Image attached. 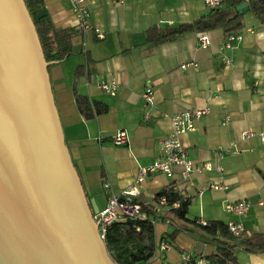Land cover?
Returning a JSON list of instances; mask_svg holds the SVG:
<instances>
[{"label": "crops", "instance_id": "obj_1", "mask_svg": "<svg viewBox=\"0 0 264 264\" xmlns=\"http://www.w3.org/2000/svg\"><path fill=\"white\" fill-rule=\"evenodd\" d=\"M43 3V13L56 28L73 30L72 53L52 64L49 76L65 144L98 209L107 203L103 180L119 193L132 183L139 167L158 158L160 140L171 131L172 115L208 108L195 121V129L181 134L179 140L188 159L210 163L211 169L194 171L187 181L181 180L179 167L173 177L151 174L135 197L151 217L155 195L171 182L191 199L185 220L176 219L167 209L154 216L155 223L165 226L163 235L155 232L149 263L174 262L181 252L209 257L217 253L218 245H229L235 263L264 264V248L248 250L244 243L264 245V141L257 136L242 138L244 131L264 130V21L245 11L241 40L221 52L225 39L221 28L205 31L210 39L205 47L199 44L198 31L159 45L147 38L152 26L164 29L207 14L204 0H88L91 28L83 31L75 28L68 0ZM223 55L231 59L228 66ZM190 62L195 66L181 69ZM112 80L118 85L114 96L98 86L100 81ZM146 87L154 94L148 118L141 97ZM75 93L105 105L107 111L86 120L77 108ZM226 115L229 119L224 122ZM119 130L126 131L127 142L116 145L112 137ZM237 201L249 203L245 214L225 211L227 202ZM202 220L240 221L245 233L233 239L209 235L199 226ZM169 222L174 226L171 231H176L172 241L164 235ZM161 242H169L170 248L161 251Z\"/></svg>", "mask_w": 264, "mask_h": 264}, {"label": "water", "instance_id": "obj_2", "mask_svg": "<svg viewBox=\"0 0 264 264\" xmlns=\"http://www.w3.org/2000/svg\"><path fill=\"white\" fill-rule=\"evenodd\" d=\"M55 63L24 0H0V264H116L65 144L49 76Z\"/></svg>", "mask_w": 264, "mask_h": 264}, {"label": "trees", "instance_id": "obj_3", "mask_svg": "<svg viewBox=\"0 0 264 264\" xmlns=\"http://www.w3.org/2000/svg\"><path fill=\"white\" fill-rule=\"evenodd\" d=\"M245 0H220V2L209 8L207 14L198 20L182 23L176 26L161 29L152 26L147 30V38L154 45H159L173 40L188 31L205 32L210 28H221L226 35L240 33L243 27V15L245 11H250L259 20L264 21V0H248L247 6L241 12L236 10V6ZM25 5L35 24L43 53L47 61L60 62L72 53L73 30L58 29L45 17L39 15L43 12V0H24ZM217 18L210 27H203L202 22L207 19ZM51 66V65H50ZM81 68V66H79ZM75 102L81 115L86 119H91L96 115L107 111L105 105H100L96 101L90 100L87 96L75 93ZM175 188V189H174ZM164 196L167 200L168 211L176 218L185 220L191 199L185 197L175 187L174 183H169L166 187L157 192L154 201ZM177 202L176 207L172 204ZM146 212V210L144 209ZM148 215V213L146 212ZM163 218V216H160ZM200 228L209 235L218 234L222 238H236L227 230V224L221 222H206L199 224ZM176 233L174 231L172 234ZM105 245L110 257L116 264H145L150 262L155 251V231L154 224L150 219L134 221L122 219L110 224L105 236ZM248 250L264 248V245H255L251 241L245 240ZM218 257V258H217ZM221 264L223 261L235 263L231 246H217V253L207 257ZM237 264V263H235Z\"/></svg>", "mask_w": 264, "mask_h": 264}, {"label": "built area", "instance_id": "obj_4", "mask_svg": "<svg viewBox=\"0 0 264 264\" xmlns=\"http://www.w3.org/2000/svg\"><path fill=\"white\" fill-rule=\"evenodd\" d=\"M71 4L72 12L75 16V28L76 30H87L91 28L90 25V10L88 8V0H68ZM220 0H204L207 7L211 8L216 6ZM98 36L102 38V33L99 28H95ZM242 38L241 33H231L225 36L224 41L220 44L219 50L222 52L225 49H231L234 43L240 41ZM198 41L201 47H205L210 43V39L205 32L199 33ZM222 61L225 66L231 63V59L223 55ZM193 65L190 62L182 64L181 69H185L187 66ZM98 86L106 94L114 96L117 93V82L112 81H100ZM142 100L144 102L145 111L144 117L150 116L149 109L154 105V94L150 87H146L142 94ZM208 108L183 110L170 117L171 131L169 134L160 140L159 143V156L158 158L148 166H141L138 168L136 176L131 184L124 188L121 192H113L108 181L103 180V187L107 191V203L106 206L94 214V221L97 224L99 236L105 241L107 228L110 224L122 219H129L134 221H141L150 219L152 224H155L156 217L162 214L164 209H169L171 206H167V200L164 196L158 198L156 206L152 207V217L147 215L143 207L139 202L135 200V197L139 195L147 176L154 173H162L167 177H173L175 174V168L180 169V178L182 181H187L190 178L192 172H201L203 170L211 169L210 163L195 164L187 157V150L181 144L179 136L188 131L195 129V121L204 114L208 113ZM229 117L226 115L224 122ZM257 136L261 141H264V130L260 132L244 131L242 132V138H249ZM112 142L116 145L124 144L127 142V133L125 130L117 131L112 137ZM219 170L220 167L218 166ZM213 188H219L217 185H212ZM175 189V188H174ZM177 202L172 204V207H176ZM224 209L228 213L235 215L245 214L249 210V203L245 201L227 202ZM206 223L201 221V224ZM227 230L234 236H239L245 233V227L240 221H229L227 223ZM170 248L169 242H161L160 250H168ZM145 264H150L146 261ZM167 264H217L216 261L207 258L206 256H193L186 252H181L180 258L174 262Z\"/></svg>", "mask_w": 264, "mask_h": 264}, {"label": "rangeland", "instance_id": "obj_5", "mask_svg": "<svg viewBox=\"0 0 264 264\" xmlns=\"http://www.w3.org/2000/svg\"><path fill=\"white\" fill-rule=\"evenodd\" d=\"M83 175H84V174H83ZM83 179H84V178H83ZM83 179H82V180H83ZM84 180H85V179H84ZM84 180H83V182H84ZM103 182H104V181H103ZM84 184H85V185H83V186H84L85 193L88 195V197H90L89 194H88V191H89L88 189H89V188H88V186H87V184H86L85 182H84ZM103 188H104V187H103ZM90 198H92V197H90ZM169 225H170V226H169ZM164 226H165L164 223H163V224H160L159 222H157V223L154 224V228H155L154 231H155V232L158 231V236L163 235V227H164ZM166 226H168V228H169V232L174 228V226H173L170 222H169V224H166ZM171 226H173V227H171ZM173 230H174V229H173ZM173 230H172V231H173ZM172 231H171V232H172ZM169 232H168L167 234L164 233V235H166V237L168 238V240L170 239L169 241H172L171 236L173 235V234H172L173 232H172V233H171V232L169 233ZM169 234H170V235H169Z\"/></svg>", "mask_w": 264, "mask_h": 264}]
</instances>
